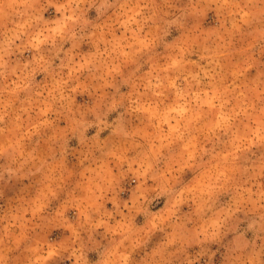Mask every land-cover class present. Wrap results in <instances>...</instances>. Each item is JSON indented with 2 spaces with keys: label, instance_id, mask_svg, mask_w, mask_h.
<instances>
[{
  "label": "clouds",
  "instance_id": "9594fccd",
  "mask_svg": "<svg viewBox=\"0 0 264 264\" xmlns=\"http://www.w3.org/2000/svg\"><path fill=\"white\" fill-rule=\"evenodd\" d=\"M0 264H264V0H0Z\"/></svg>",
  "mask_w": 264,
  "mask_h": 264
},
{
  "label": "rangeland",
  "instance_id": "374dc122",
  "mask_svg": "<svg viewBox=\"0 0 264 264\" xmlns=\"http://www.w3.org/2000/svg\"><path fill=\"white\" fill-rule=\"evenodd\" d=\"M90 134H91V131H90ZM72 143H73V145H75L76 142L73 141ZM123 195H124V198H127V193H125V194H123ZM109 207H111V206L109 205Z\"/></svg>",
  "mask_w": 264,
  "mask_h": 264
}]
</instances>
